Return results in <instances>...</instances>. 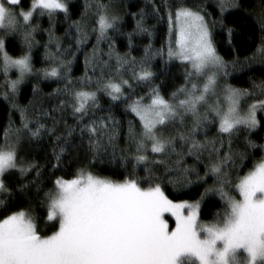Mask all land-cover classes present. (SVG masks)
<instances>
[{"label": "snow or ice", "instance_id": "1", "mask_svg": "<svg viewBox=\"0 0 264 264\" xmlns=\"http://www.w3.org/2000/svg\"><path fill=\"white\" fill-rule=\"evenodd\" d=\"M220 20L209 21L206 5L190 3V0H163L166 9L169 41L166 51L145 48L144 57L137 62L135 57L126 53L124 57L116 55L117 72L128 65L132 68L133 79L139 84L151 86L148 101L144 97L130 98L125 95V87L132 88L127 79H98L94 91L72 90L71 109L82 122L93 109L99 108L98 92L107 95L113 102L125 104V112L131 113L139 121V129L129 121L127 140L135 151L131 155L133 173L138 166L144 165L146 184L139 178H126L122 182L101 178L89 171L79 170L73 179L56 178L53 188L45 193L41 202L45 208L46 224L52 229L51 234L38 228L34 210H4L0 219V264H264V156L248 167L244 174H237L236 179L229 178V172L245 167L248 150L259 148L264 152V144L257 145L251 139L246 140L244 152H234L232 139L241 132L250 137L258 127L264 126V115L258 119V111L264 112V100L241 108V100L249 95L245 89L234 88L225 83L221 89L225 106L220 99L210 103V96H217L218 76L227 77L230 68L235 70L237 60L231 64L225 61L217 51L212 28L219 25L226 28L228 43L231 44L233 30L224 25V14L233 9H240V0H216ZM97 45L107 40L113 43L110 33L119 34L122 16L112 3L103 0H86L84 12L79 20L72 21L80 45L88 37V15L91 10ZM160 9L153 5L152 12L156 19ZM62 13L65 20L70 19L69 0H30L27 10L22 0H0V74L6 91L4 99L10 100L12 107L20 113L21 127L4 132L0 143V205L6 199H15L16 194L5 183L6 176L19 173L21 177L36 169L33 163L20 159L19 151L22 140H40L51 133L39 120L35 127H30L33 120L27 109L15 103L21 86L32 76L48 79H65L70 72L71 61H66L57 54L48 52L45 59L57 66L35 69L32 63V49L37 43L35 33L39 30L38 18L48 17L55 20ZM135 28L127 36L131 48L134 35H148L152 32L146 26V13L133 14ZM258 24L261 29V46L253 56L264 60V7L260 10ZM54 25L48 29L49 44L55 43L60 52L59 40H54ZM176 39L173 46L172 36ZM20 38L23 49L18 58L10 56L6 44ZM96 49H93V57ZM156 56H166L167 62L179 60L190 65L186 72V84L172 93L171 100L161 95L158 86L152 82L155 73L151 62ZM111 58V54H110ZM88 58H85L87 69ZM15 70V79L10 73ZM95 72V66L92 68ZM197 80L203 78L202 84ZM85 81L91 77L85 73ZM264 93V82L256 85ZM68 90L67 87L65 89ZM37 89L34 87L33 92ZM60 90L57 89V92ZM217 124V140L208 139V129ZM81 138L88 135V149L92 154L90 163H95L102 151L112 148V161L117 159L113 141L119 135V121L111 115L100 121L78 124ZM203 133V141L198 135ZM73 130L62 139L56 136L59 151L53 152L57 165L64 153L72 147L69 137ZM106 138V142L104 140ZM227 139V150L223 141ZM208 153L209 163L205 165V177L211 175L214 182L205 187L198 200L176 203L165 194L159 177H155L149 165H163L164 179L174 188L191 187L205 179L195 167H185V156H194L197 161ZM149 153L152 159H149ZM157 154L159 158H157ZM174 158V159H173ZM127 166L129 157H119ZM171 161V163H169ZM180 175L174 176L173 174ZM39 170L36 176L39 177ZM36 183V182H33ZM27 184H21L17 193L27 199ZM227 189V190H226ZM37 190L39 185L37 184ZM219 196L223 202L222 212H217L209 221L201 220V203L209 196ZM10 213V214H8ZM174 218V227L169 219Z\"/></svg>", "mask_w": 264, "mask_h": 264}, {"label": "trees", "instance_id": "2", "mask_svg": "<svg viewBox=\"0 0 264 264\" xmlns=\"http://www.w3.org/2000/svg\"><path fill=\"white\" fill-rule=\"evenodd\" d=\"M24 9L27 10L30 0H22ZM86 0H69L71 5L70 19L65 20L63 14L56 16L55 20L50 22L48 17L38 18L39 30L35 33L37 43L32 49V63L35 69L50 68L57 66L52 61L46 60V53L51 52L60 56V58L71 61L69 65L71 71L62 74L66 75L71 80L68 85L65 79H48L45 80L40 76L29 77L21 86L19 94L15 97V103L20 107L26 108L29 117L33 120L30 127H35V121L45 125V130L51 129V133L43 135L40 140H31L27 138L22 140L19 157L27 163H33L37 166L28 173L27 176L21 177L19 173L6 176L5 183L16 194L15 199H6L3 205H0V219L4 218V210L11 208L13 211L25 209L30 206L34 210L37 218L38 228L43 232L51 234L52 229L46 224L53 222L45 221V208L41 203L45 199V193L53 188V182L56 178L73 179L79 170L91 172L93 175L111 179L113 181L122 182L126 178H139L142 184H146L144 177L148 175L144 171V165H140L133 173L131 155L135 149L127 140V129L129 121L139 129V121L131 114L125 112V104L122 102H113L102 92H98L99 108L93 109L88 116L84 117L82 122L77 121V117L73 114L71 103L72 90L94 91L95 83L98 79L107 80L113 79L114 82H119L120 78L127 79L132 88L125 87V95L130 98L144 97L145 102L148 101L151 86L144 83H137L133 79L132 68L125 65L120 72H117L116 55L124 57L130 52L132 57H135L137 62V70L139 62L144 57L145 48L149 45L153 50L160 49L166 51L168 45V24L166 21V9L163 8V0H110L114 6V10L122 16L123 20L120 25V33H110L113 43L109 45L107 40L96 43V34L91 31L94 27L93 15L94 9L90 11L87 19L89 22L88 37L84 43L77 45L78 39L75 29L70 27L72 21L79 20L84 12ZM91 2V0H89ZM108 3L109 0H103ZM171 2V0H169ZM190 3H203L206 5V12L209 14V21L220 20V13L216 7V2L213 0H190ZM241 8L233 9L225 12L224 25L233 30L231 44L228 43L226 28L217 25L212 28L214 42L216 43L217 51L223 59L229 63L233 60L238 61L236 74L230 78V83L239 89L247 90L249 95L245 97L246 103L258 102L264 99V93L261 92L256 85L264 82V60L259 56L253 61V56L257 49L261 46L262 33L258 24L260 10L264 7V0H240ZM153 5L160 9L159 15L165 19L157 20L153 15ZM143 10L146 13V26L152 32L148 35H134L131 48H129L127 36L132 33L135 28V19L133 14L140 13ZM53 28L54 40L58 39L60 44V52L57 53L55 43L49 44L48 29ZM7 52L10 56L18 58L22 52L23 44L20 38L10 40L6 44ZM96 49L93 57V49ZM111 54V58H110ZM88 58L87 69L85 66V58ZM166 56H156L151 62V69L155 73L153 84L158 86L160 93L165 99L171 100L172 93L184 86L186 80V72L188 66L182 64L178 60L167 62ZM95 66L96 71L92 68ZM91 77V82L85 81V73ZM16 73H10L12 79L16 78ZM37 91L34 93L33 88ZM67 87V91L65 90ZM57 89L60 91L57 92ZM2 74H0V143L4 140V132L11 128L21 127L20 113L12 107L10 100L4 99L6 91ZM109 115L119 121V135L113 141L117 159L112 161V148L108 151H102L96 158V162L90 163L92 154L88 149V135L85 134L81 138L78 124L90 123L92 120L100 121L106 119ZM258 119L264 115V112L258 111ZM217 124L209 126L208 139L217 140L216 129ZM73 130V134L69 137V143L72 145L61 158V162L57 165L54 150L59 151L57 147L56 136L59 135L62 139L65 134ZM198 139L203 141V133L198 135ZM251 139L257 145L264 144V126L258 127L257 130L251 133L250 137H246L245 132L232 139V149L234 152H244L246 150V140ZM106 142V138H104ZM225 147L221 152L227 150V139L223 141ZM249 156L244 161L245 167L235 168L229 172V178L235 180L237 174H244L248 167L255 161H259L264 152L259 148L248 150ZM121 155H127L129 161L127 166H124L119 159ZM157 158H159L157 154ZM149 159H152V154L149 153ZM174 159V158H173ZM171 163V161H169ZM209 163L208 153L201 155L197 161L194 156H185L184 166L195 167L201 177H205V165ZM153 169L155 177L160 178L165 194L173 199L174 202L180 203L183 201L194 202L199 199L200 194L204 192L205 187H210L214 182V177L208 175L199 183H194L191 187L174 188L172 184H168L164 179L165 169L163 165H149ZM39 170V177L36 176V170ZM180 175L179 173L173 174ZM36 182V183H33ZM21 184H27L26 189L27 199L17 193V189ZM37 184L39 190H37ZM227 190V189H226ZM4 199V197H0ZM223 202L219 196L209 195L201 203V220L209 221L217 212H222ZM10 214V213H8Z\"/></svg>", "mask_w": 264, "mask_h": 264}, {"label": "rangeland", "instance_id": "3", "mask_svg": "<svg viewBox=\"0 0 264 264\" xmlns=\"http://www.w3.org/2000/svg\"><path fill=\"white\" fill-rule=\"evenodd\" d=\"M213 1L216 2V0H213ZM175 39H176V36H175V33H173V36H172L173 46H175V43H174ZM168 41H169V36H168ZM178 61H179V60H178ZM229 64H231V63H229ZM187 66H188V71H191V67H190V65H187ZM229 71H230V74H229L227 77H224V76H222V75L217 77V80H218L217 96H215V97L210 96V97H209V102H210V103L215 102V100H216L217 98H219V99H220V102H221V105L226 107V105L224 104V101H223V93H222L221 89L224 87L225 83H227V84L231 85L232 87H234V86L230 83V78H231L233 75L236 74V71H237V70H236V69L233 70V69L230 68ZM13 72H15V70H13ZM15 73H16V72H15ZM16 75H18V73H16ZM192 79H193L194 81H196L198 84H202V82H203V78H201L200 80H197L196 77H193ZM185 84H186V80H185ZM185 84H184V85H185ZM234 88H236V87H234ZM245 97H246V96H245ZM245 97H243L242 100H241V108H242V110H246L247 105L251 104V103H246V102H245ZM263 100H264V99H263ZM253 103H256V102H253ZM166 218L169 219L170 226L174 227V218H170V217H167V216H166Z\"/></svg>", "mask_w": 264, "mask_h": 264}]
</instances>
